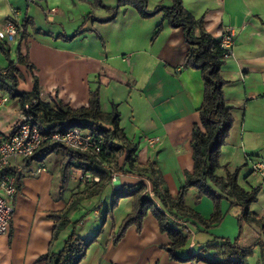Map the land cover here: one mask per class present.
Wrapping results in <instances>:
<instances>
[{
    "label": "crops",
    "instance_id": "1",
    "mask_svg": "<svg viewBox=\"0 0 264 264\" xmlns=\"http://www.w3.org/2000/svg\"><path fill=\"white\" fill-rule=\"evenodd\" d=\"M118 1L0 0V21L15 11V19L25 24L26 36L16 42L15 58L19 48L33 66L27 70L17 64V90L29 93L36 78L38 100L53 109L58 103L74 109L86 107L89 93L99 90L100 110L110 113L116 107L119 128L129 143L137 145V163L152 162L175 198L185 175L192 171L190 139L193 125L199 121L204 83L200 71L183 67L188 47L182 29L168 26L162 13L142 18L130 6L120 7L115 19L108 22L112 15L105 7H115ZM182 4L195 19H203L211 38L219 39L227 27L232 30L231 55L221 67V77L227 82L223 96L233 116L225 145H241L243 157L232 161L235 169H229L230 161L224 167L230 173L240 168L237 181L244 188L242 182L248 183L251 174L243 173L246 155L264 154V0H182ZM171 5L172 0H147L146 9L152 13L159 6ZM158 25L162 30L154 37ZM77 31L79 35L70 38ZM8 49L11 52L10 45ZM0 62V69L7 67L1 58ZM4 94L0 91V97ZM21 115L18 99L8 97L0 108V132L9 135ZM220 153L222 157L224 153ZM63 156L61 149L49 154L43 162L46 170L38 174L40 162L12 161L21 186L12 201L9 230L0 237V264H45L40 258L61 252L74 231L77 237L91 240L103 211L111 206L113 192L145 182L137 173L121 172L100 194L80 199L66 214L69 224L52 239L50 215L65 211L71 198L88 188L82 181L84 173L77 168L68 170L66 183L61 185ZM119 160L121 165L124 157ZM220 173L218 169L217 175ZM189 191L193 198L185 199V205L206 221L213 213L212 202L206 197L198 199L194 188ZM132 204L131 198L120 199L79 264H205L171 260L165 250L169 238L150 212L142 220L140 232L130 226L117 244L112 243ZM229 207L222 201L220 223L206 229L194 219L172 217L177 229L191 237L188 251L214 238L234 239L238 224L229 216Z\"/></svg>",
    "mask_w": 264,
    "mask_h": 264
},
{
    "label": "trees",
    "instance_id": "2",
    "mask_svg": "<svg viewBox=\"0 0 264 264\" xmlns=\"http://www.w3.org/2000/svg\"><path fill=\"white\" fill-rule=\"evenodd\" d=\"M98 3L100 2L98 1ZM125 6L132 7L142 18H150L162 13L168 26L182 29L188 47L183 67L192 68L201 73L202 83H204L203 100L198 109L199 121L193 125L190 139L192 171L185 175V184L181 186L176 197L172 198L155 165L150 161H147L143 166L137 163L135 155L137 145L129 143L122 129L119 128V115L116 107L110 113L100 110L99 90L89 93L86 107L74 109L58 103L53 109L49 103H42L38 100L39 89L36 78L29 93L17 90V75L19 74L17 64L24 66L27 70L32 69L33 66L29 61H26V57L21 54L19 48L16 51L15 61H9L8 46L0 43V51L8 60L7 67L0 69V91H3L11 99H18L22 114L32 118V122L38 124L43 131L73 129V127L90 130L95 141H98L101 147V153L95 155L90 152L73 151L64 145L45 141L32 157L24 159L26 164L37 161L45 165L43 162L46 157L61 149L64 155L61 162L63 180L70 168H77L84 173L83 175L90 174L92 177L98 178V182L87 183L88 188L85 193L72 197L71 204L65 211L50 215L54 221L52 239H55L61 230L69 224L66 214L76 207L80 199L98 195L104 190L110 182L112 169L117 167L118 160L122 156L124 161L118 165L117 170L123 173H137L151 185V196L143 181L133 187H119L113 192L111 206L103 211L101 224L91 240L85 241L77 237L74 231L66 239L61 252L46 254L40 260L47 261L45 264H79L86 249L103 231L102 227L106 216L116 208L120 199L128 197L133 200L132 210L121 222L117 233L113 234L112 243L117 244L130 226H135L137 232H140L142 220L150 212L154 215L160 231L165 232L169 238L170 244L165 247V250L171 260L177 262L201 261L205 264H246L245 258L249 252L238 246L237 242L214 238L207 245L200 247L197 253H193L188 251L190 242L187 236L172 227V225L176 226L172 221L173 216L194 219L205 229L213 224H219L223 217L221 210L223 200L241 210L237 224L258 222L249 206L257 201L260 188L249 190L242 188L237 181L240 168L232 173L227 171L224 176L217 175L218 169L221 168L220 150L225 145L233 126L231 106L226 104L223 96V88L227 82L221 77L225 53L220 47V39H213L205 32L203 19H195L190 15L184 9L182 0H172V5L168 8L159 6L152 13L146 9L147 0H119L117 6L105 7L112 15L107 21L111 22L115 19L117 10ZM156 27L154 37L162 30L161 25ZM22 28V37H25V24H22ZM79 32L77 31L70 38L78 36ZM248 159L252 160L249 155H246L245 161ZM14 175L16 176L15 172ZM20 186L21 176L18 175L16 177L17 192H19ZM190 188L196 190L198 199L206 197L212 201L213 213L206 221L185 205L184 196Z\"/></svg>",
    "mask_w": 264,
    "mask_h": 264
},
{
    "label": "built area",
    "instance_id": "3",
    "mask_svg": "<svg viewBox=\"0 0 264 264\" xmlns=\"http://www.w3.org/2000/svg\"><path fill=\"white\" fill-rule=\"evenodd\" d=\"M16 12L13 11L11 17L0 21V43L9 46L13 42H17L22 38V25L15 19ZM233 33L230 27L222 32L220 39V47L225 53L226 59L231 55V47L233 45ZM8 102V96L0 97V108ZM45 141L53 142L58 145H64L71 150H77L83 153H92L98 155L101 153V147L98 141H95L90 130L73 127V129L65 130H49L43 131L38 124L32 122V118L21 115L20 121L9 135L0 132V237L5 236L9 230L12 221L14 207L12 201L17 195L16 176L12 170V161L17 159H28L41 147ZM249 163L250 171L264 183V158L256 160H246ZM45 165L40 164L35 171L36 174L44 172ZM114 172L111 179L114 177ZM82 181L87 183L98 182V178L92 177L90 174L83 175ZM114 181V179H112ZM147 187L150 192V185L147 181ZM174 223L175 219H172Z\"/></svg>",
    "mask_w": 264,
    "mask_h": 264
},
{
    "label": "rangeland",
    "instance_id": "4",
    "mask_svg": "<svg viewBox=\"0 0 264 264\" xmlns=\"http://www.w3.org/2000/svg\"><path fill=\"white\" fill-rule=\"evenodd\" d=\"M11 46V52L9 55V61H13V59H15V46H16V42H13L12 44H10ZM0 58L7 62L8 65V60L5 57V55L2 53V51H0ZM2 66L1 62H0V67ZM239 137V136H238ZM237 137V138H238ZM240 138V137H239ZM239 138L237 140H239ZM241 139V138H240ZM241 140H239L240 143ZM221 151L222 153H224L222 155V157H220V176H224L226 174V172L228 171V169L226 167H224V165L228 164V162H232V161H236L237 158H242L243 157V152L241 145L235 144L233 142H231V144L228 145H223L221 147ZM235 153V154H234ZM261 153H264V151H261ZM253 157L252 160H256V156L258 158L262 157L264 158V154H260V155H252ZM120 160H118V164L117 167L114 169H112V172H114V177L112 179H114V181H112V179H110L111 183H114L117 179V177L119 176V174L121 173L120 171H118V165H120ZM233 162L228 164L229 169H235L236 167L233 166ZM250 166L249 163L246 164V167L243 171V173L247 176L249 174L250 171ZM63 178V175H62ZM247 181L248 183L243 184L242 182V186L244 188H247L248 186H252L253 188H257L260 187L262 184V187L259 190V195L257 198V201L255 203H252L249 206V209L252 213L255 214L258 222H249L248 223H244L241 222L238 224V229L235 232V236L234 239L232 240V242H237V245L245 248L249 253L247 254V257L245 258V262L246 264H264V183H262V180H260L257 176H255L254 174H249L247 177ZM66 180L62 179L61 180V185H65ZM145 185H147V181L145 180V182H143ZM148 183H150L148 181ZM185 184V181H184ZM183 184V185H184ZM182 185V186H183ZM148 186V185H147ZM151 186V185H150ZM215 191H217L214 188ZM184 198L187 200H191L192 197V192H190L189 190L186 191V194L184 196ZM210 200V199H209ZM196 201V200H195ZM224 201V200H223ZM210 202H212L210 200ZM222 203V202H221ZM205 203H203L201 205L200 208H204ZM228 214L229 216H232L233 218H235L237 220L240 211L238 210L237 206H231L228 208ZM239 225H240V229H239ZM172 227L174 229L177 228V226L172 225ZM196 234H198V232H195ZM191 237L188 238L189 242H190ZM198 248H195V250H193V253H197L198 252Z\"/></svg>",
    "mask_w": 264,
    "mask_h": 264
}]
</instances>
